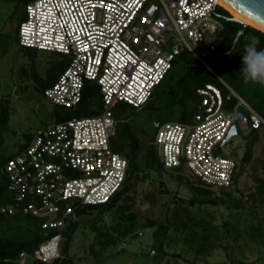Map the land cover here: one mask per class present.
I'll use <instances>...</instances> for the list:
<instances>
[{
	"label": "built area",
	"instance_id": "obj_1",
	"mask_svg": "<svg viewBox=\"0 0 264 264\" xmlns=\"http://www.w3.org/2000/svg\"><path fill=\"white\" fill-rule=\"evenodd\" d=\"M215 0H35L25 6L18 27V45L57 54L66 69L43 96L52 107L73 109L85 84L94 83L102 101L100 113L39 129L25 148L9 160L5 173L12 204L0 209L11 215L46 218L42 229L60 230L56 216L77 205H99L123 184L126 160L114 153L112 109L120 103L143 106L153 89L185 51L206 68L221 27L213 12ZM198 112L188 124L153 123V145L166 168L184 163L193 176L212 188H228L236 163L219 149L230 128L239 134L264 130V119L239 98L224 108L219 90L205 85L196 90ZM76 204V205H75ZM59 234L41 245L34 257L50 262L59 257ZM152 254V253H151ZM26 256L19 254L18 264Z\"/></svg>",
	"mask_w": 264,
	"mask_h": 264
},
{
	"label": "trees",
	"instance_id": "obj_2",
	"mask_svg": "<svg viewBox=\"0 0 264 264\" xmlns=\"http://www.w3.org/2000/svg\"><path fill=\"white\" fill-rule=\"evenodd\" d=\"M213 14L221 26L213 38L216 48L212 57H215L219 53L230 51L232 39L241 26L226 20L231 16L220 6L215 7ZM24 19L25 11L19 18L16 33L12 37V42L17 46L18 27ZM244 33L259 37V46L264 48V32L248 26ZM6 42L7 40L3 44ZM243 43L241 37L240 47L232 49L238 65L242 64ZM23 49L25 56L33 60L34 49ZM196 63L182 51L169 71L179 65L184 69L177 77L176 85H171L168 72L153 89L149 100L140 108L159 110L152 101L158 97L156 90L163 86L161 93L167 97L168 107L177 111L178 118L175 122H157L190 123L192 116L198 112L200 103L196 90L209 85L202 80L205 76L192 72L194 67L202 69ZM67 64V59L51 64L44 78L34 72L33 66L30 67V78L36 90L43 94L66 69ZM227 96H222L223 100ZM8 101V98H0V209L13 202L12 194L7 190L6 175L1 171L9 160L25 148L32 137L24 135L21 141L14 143L15 153L4 149L2 131L10 116ZM235 102L231 97L225 102L224 108L232 109ZM126 107L133 108L120 103L112 109L114 131L109 138L112 151L127 162L126 175L120 189L104 204L77 205L67 216L63 213L66 206H60L56 216L57 220L63 222L60 230L42 229L41 225L46 218L24 214L20 207L14 208L11 215L0 213V264H18L21 253L28 260L25 264H76L68 254V246L78 226L79 216L90 219L97 217L89 225L94 246L118 247L124 241L138 237L142 230L150 229L152 239L158 243V253L164 264H206L207 258L216 251L224 253L226 260L223 264H264V147L261 150L262 156L255 157V148L264 139V134L253 130L240 133L243 134V151L240 157L232 153L236 166L230 186L212 188L193 176L184 163L166 168L152 144L154 139L144 146L133 127L119 119ZM101 109L98 87L94 83H87L76 108L62 109L65 113L54 115L53 121L61 123L74 118L93 117ZM143 146L145 151L139 164L137 157ZM245 177L250 180V185H244L243 190H240L238 182ZM216 207L223 208L226 213V219L220 224H216V215L209 211ZM56 234H59V257L50 262L37 260L34 252ZM149 255L154 257L156 253L152 251Z\"/></svg>",
	"mask_w": 264,
	"mask_h": 264
},
{
	"label": "rangeland",
	"instance_id": "obj_3",
	"mask_svg": "<svg viewBox=\"0 0 264 264\" xmlns=\"http://www.w3.org/2000/svg\"><path fill=\"white\" fill-rule=\"evenodd\" d=\"M33 1L35 0H0V98H8L10 107V116L2 131V144L10 153H15L14 143L21 141L24 135L33 136L43 126L50 125L54 115L65 113L58 107L52 109L50 102L36 90L30 78V67L33 66L34 72L44 78L48 67L53 63L57 64L63 58L57 54L34 50L33 60H30L25 56V49L12 42L17 30V22L24 15L25 5ZM6 40L7 42L3 44ZM229 52L232 54L219 53L215 57L204 59L206 68L200 65L202 69L194 67L192 72L205 76L202 80L219 90L223 97L229 95L234 99L239 98L264 118V85L243 83L239 76L242 64H236L234 52L231 49ZM49 60L52 62L50 63ZM193 61L196 63L194 59ZM183 71L184 69L179 65L169 72L171 85H176L177 77ZM162 89L163 86L156 90L158 97L152 101L154 107H159V110L152 111L146 107L137 110L126 107L119 115L121 121L133 127V131L140 136L144 146L154 139L153 123L175 122L178 118L177 111L168 107L169 102L161 93ZM261 134H264V130ZM242 135L233 137L230 142L221 146L219 155L234 159L232 158L234 153L240 157L243 151ZM144 146L138 153L139 164L143 160ZM262 147H264V139L257 144L255 157L262 156ZM238 185V188L243 190L244 185H250V180L248 177L241 178ZM209 211L216 215V224L226 219L223 208H210ZM96 218L77 217L78 226L68 246V254L73 257L76 264H164L158 253V243L152 239L150 229L142 230L138 237L126 240L118 247L94 246L89 225ZM152 251L156 253L154 257L149 255ZM225 260L224 253L216 251L207 258L206 264H223Z\"/></svg>",
	"mask_w": 264,
	"mask_h": 264
},
{
	"label": "clouds",
	"instance_id": "obj_4",
	"mask_svg": "<svg viewBox=\"0 0 264 264\" xmlns=\"http://www.w3.org/2000/svg\"><path fill=\"white\" fill-rule=\"evenodd\" d=\"M241 37H243L244 43L241 48L243 54L241 56L242 67L239 70V76L245 84L255 83L264 85V48L259 46V37L245 34L243 29H241L235 33L232 39L233 47H240ZM231 54V52L228 53V55Z\"/></svg>",
	"mask_w": 264,
	"mask_h": 264
},
{
	"label": "water",
	"instance_id": "obj_5",
	"mask_svg": "<svg viewBox=\"0 0 264 264\" xmlns=\"http://www.w3.org/2000/svg\"><path fill=\"white\" fill-rule=\"evenodd\" d=\"M225 4H227L230 8L256 23L257 25L264 28V0H222ZM230 22L237 23L241 26L240 30L243 29L245 31L247 29V25H244L239 19L229 18L226 19ZM233 45L231 50L233 49ZM229 53V52H228ZM239 136V129L237 125H233L226 138L222 142L221 145H225L228 141H230L233 137Z\"/></svg>",
	"mask_w": 264,
	"mask_h": 264
},
{
	"label": "bare ground",
	"instance_id": "obj_6",
	"mask_svg": "<svg viewBox=\"0 0 264 264\" xmlns=\"http://www.w3.org/2000/svg\"><path fill=\"white\" fill-rule=\"evenodd\" d=\"M216 4L222 7L225 11H227L231 17L239 19L244 25L252 27L256 30L264 32V28L257 25L256 23L252 22L251 20L247 19L246 17L242 16L232 8H230L227 4H225L222 0H215Z\"/></svg>",
	"mask_w": 264,
	"mask_h": 264
}]
</instances>
